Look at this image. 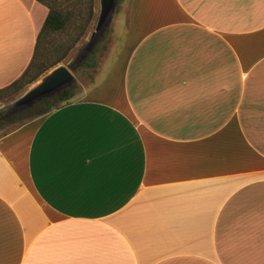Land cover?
Segmentation results:
<instances>
[{
	"label": "crops",
	"instance_id": "1",
	"mask_svg": "<svg viewBox=\"0 0 264 264\" xmlns=\"http://www.w3.org/2000/svg\"><path fill=\"white\" fill-rule=\"evenodd\" d=\"M46 12L0 0V88ZM113 30L79 97L0 135V264H264V0H126Z\"/></svg>",
	"mask_w": 264,
	"mask_h": 264
},
{
	"label": "rangeland",
	"instance_id": "2",
	"mask_svg": "<svg viewBox=\"0 0 264 264\" xmlns=\"http://www.w3.org/2000/svg\"><path fill=\"white\" fill-rule=\"evenodd\" d=\"M43 1L51 4L54 9L63 12L66 16L67 24L64 29L46 34L40 38L35 54V62L47 64L50 61L59 58L61 55L62 58L43 71L34 81L26 84L15 93H12L5 98H0V108L11 103L43 74L56 65L62 64L66 66L73 75L74 79L72 82H74V87L71 90V96L68 100L76 99L84 92L97 68L107 70L111 65L113 57L112 49L116 44V41H112L111 32L115 28H120L126 0H116L109 22L104 26L102 32L97 36L94 43L87 49H84V46L94 27L98 11V0H92V14L89 21H86L85 23L84 19L87 16L88 0ZM78 32H80L79 37L76 39L75 43L70 45V40L75 37ZM64 49H66V51L63 54ZM69 63L74 65L73 68L68 67ZM15 126V123L5 125L0 129V134Z\"/></svg>",
	"mask_w": 264,
	"mask_h": 264
},
{
	"label": "trees",
	"instance_id": "3",
	"mask_svg": "<svg viewBox=\"0 0 264 264\" xmlns=\"http://www.w3.org/2000/svg\"><path fill=\"white\" fill-rule=\"evenodd\" d=\"M37 1L45 5V7L47 8V12L37 32L31 60L29 61L25 69L20 73V75H18L14 80L9 82L7 85L0 88V98H5L8 95L20 90L26 84L34 81L43 71L54 65L56 62L59 61V59L62 58L61 55L59 56V58H56L47 64H41V62H35V54L38 48V42L40 38L45 36L46 34H50L64 29L65 25L67 24V19L63 12L54 9L51 6V4L43 0H37ZM91 3L92 0H88L87 16L84 19V23L86 21H89L91 17L92 14ZM79 35L80 32H78L76 36L70 40L69 44L72 45L73 43H75ZM65 51L66 49H64L63 54ZM73 66L74 65L71 63L68 64L69 68H73ZM73 87H74V82H71L69 86L60 89L59 92H57L56 94H53L51 96H48L46 98H43L35 102L29 108H23L19 111H16L8 115H4L2 110L0 109V129H2L5 125L10 123H15L16 124L15 127H17L22 123H24L25 121L43 115L49 110L63 103H67L69 101L68 99L71 96V90ZM15 127L11 128L10 130L14 129ZM8 131H3L0 135L5 134Z\"/></svg>",
	"mask_w": 264,
	"mask_h": 264
},
{
	"label": "water",
	"instance_id": "4",
	"mask_svg": "<svg viewBox=\"0 0 264 264\" xmlns=\"http://www.w3.org/2000/svg\"><path fill=\"white\" fill-rule=\"evenodd\" d=\"M115 3L116 0H98V11L94 27L89 34L84 49L94 43L104 26L109 22ZM73 79L72 73L66 66L56 65L36 80L20 96L0 109L4 115H8L23 108H29L35 102L56 94L60 89L69 86Z\"/></svg>",
	"mask_w": 264,
	"mask_h": 264
}]
</instances>
